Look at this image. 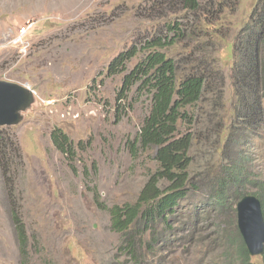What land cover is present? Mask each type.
<instances>
[{
	"label": "rangeland",
	"instance_id": "1",
	"mask_svg": "<svg viewBox=\"0 0 264 264\" xmlns=\"http://www.w3.org/2000/svg\"><path fill=\"white\" fill-rule=\"evenodd\" d=\"M199 1L210 5L222 0ZM225 1L228 6L212 16L220 18L215 25L221 30L211 33L209 44L207 37L199 39V55H212L226 75V110L213 112L215 122L224 112L229 118L233 108V40L257 2ZM179 7L175 0H0V79L27 84L37 95L22 121L8 127L24 164L9 192L0 172V264H136L118 251L120 233L111 229L107 207L133 202L157 162L154 148L135 144L150 97L136 86L122 95L121 86L124 74L146 54L144 44L163 34L166 24H193L196 16L181 18L185 11ZM27 20L34 25L26 35L28 51L20 54L11 40ZM184 42L162 51L182 57L187 54ZM132 46L138 52L125 68L108 73L111 60ZM50 99V104L43 102ZM55 127L73 142L71 161L51 141ZM213 138L194 142L190 151L191 176L202 180L203 187L180 202L175 233L142 264L226 263L216 225L235 235L236 202L218 208L206 185L226 156ZM246 142L248 169L264 179V123ZM246 190L254 192L255 186L248 184ZM14 203L26 227L23 247L10 216ZM251 259L261 263L260 255Z\"/></svg>",
	"mask_w": 264,
	"mask_h": 264
},
{
	"label": "trees",
	"instance_id": "2",
	"mask_svg": "<svg viewBox=\"0 0 264 264\" xmlns=\"http://www.w3.org/2000/svg\"><path fill=\"white\" fill-rule=\"evenodd\" d=\"M175 2L180 4L177 10L185 11L181 18L196 16L195 21L190 26L188 23L183 26L181 22L168 23L163 34L150 38L143 46L146 54L124 74L121 86L122 95L136 86V90L150 97V108L135 144L143 150L154 148L157 162L156 169L148 175L133 202L107 207L110 227L120 233L118 251L136 264L159 253L162 244L175 233L173 222L180 202L191 191L203 187L202 180L191 176L193 158L190 151L194 142L209 140L210 136H214L215 147L226 154L206 184L214 205L224 209L229 203L252 193L260 199L264 217V179L248 169L249 159L243 150L246 140L256 136L264 123V0H257L248 21L234 36L229 76L234 92L233 108L229 118L226 119L224 112L217 122L213 120V112L226 110V75L212 55L206 52L199 55L202 45L199 39L207 37L205 44H209L211 33L221 30L215 25L220 18L212 16L226 7L227 2L214 1L210 5H203L199 0ZM231 2L235 5L238 1ZM226 35H221V39ZM187 40L194 45L184 42ZM179 42L185 43L187 52L182 57H171L162 51ZM137 52L132 46L118 53L108 65V73L125 68L126 61ZM200 103L203 104L198 107L200 113H195ZM50 138L67 160L74 159L73 142L61 128H53ZM23 164L15 134L9 132L8 127L0 126V172L8 192L14 187L16 171ZM248 184L255 186L254 192L246 190ZM232 209L236 227L235 207ZM10 216L23 247L26 227L15 203ZM216 227L221 232L225 264H257L252 261L237 228L235 235H231L225 226L218 223ZM260 256V264H264V249Z\"/></svg>",
	"mask_w": 264,
	"mask_h": 264
},
{
	"label": "water",
	"instance_id": "3",
	"mask_svg": "<svg viewBox=\"0 0 264 264\" xmlns=\"http://www.w3.org/2000/svg\"><path fill=\"white\" fill-rule=\"evenodd\" d=\"M37 95L27 84L0 79V126H13L22 121L36 103ZM236 227L250 256L264 249V217L260 199L245 194L235 204Z\"/></svg>",
	"mask_w": 264,
	"mask_h": 264
},
{
	"label": "built area",
	"instance_id": "4",
	"mask_svg": "<svg viewBox=\"0 0 264 264\" xmlns=\"http://www.w3.org/2000/svg\"><path fill=\"white\" fill-rule=\"evenodd\" d=\"M34 21L27 20L23 23L17 31V34L12 38L11 43L15 48H17L20 54H24L28 51V40L26 39V35L29 30L33 27ZM45 104H50L53 100H43Z\"/></svg>",
	"mask_w": 264,
	"mask_h": 264
}]
</instances>
